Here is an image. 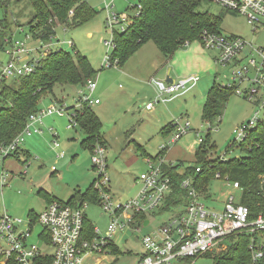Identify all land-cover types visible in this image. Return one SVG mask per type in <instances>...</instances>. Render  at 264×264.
<instances>
[{
    "label": "rangeland",
    "instance_id": "obj_1",
    "mask_svg": "<svg viewBox=\"0 0 264 264\" xmlns=\"http://www.w3.org/2000/svg\"><path fill=\"white\" fill-rule=\"evenodd\" d=\"M86 1L96 11V15L76 27H58L48 43L52 50L60 48L71 53L78 51L87 58L96 72V88L91 94V99H98L99 104H91L90 109L101 123L100 129L106 145V173L109 177L107 186L113 205L126 203L135 197L141 187L137 178L147 169L146 159L161 157L166 163H180V171L184 172L197 165L196 151L202 140L211 144V148H208V144L206 146L209 158L223 160L227 157H240L242 154L236 149L226 153L231 142L236 141L234 129L247 120H264V105H256L235 93L232 70L246 65L251 57L258 61V55L252 47H264V22L258 25L257 30H253L244 15L204 0L200 10L207 11L219 19V31L223 36L240 37L247 43L242 52L247 55L245 59L239 61V57L237 62L232 60L227 65L215 63L218 52L213 48L203 47L197 40L179 46L169 55H164L152 41H146L122 66L104 68L103 59L106 55H111L112 45L108 44L113 38L112 28L108 24L109 13L105 8L106 4L112 5L110 13L127 16L134 13L139 0ZM9 8L7 13L0 9V26L9 24L8 34H12L14 39L24 41L34 49L38 47L40 53L44 52L46 49L40 48L39 42L29 35L30 25L27 22L33 16L29 1L19 0ZM114 25L116 31L121 26ZM69 40L73 41L74 48L68 45ZM29 57L36 59L39 54L34 51ZM203 58H207L212 66V71L209 72L211 75L202 73ZM7 60L8 57L0 50V62ZM152 60L159 65L157 71L151 67ZM169 68H172V75L176 77L174 80L190 75H197L199 79L185 93L177 92L172 97L166 94L164 97L167 100L153 103V108L147 109L146 105L157 98L153 80H165L163 74H166ZM254 75V70L250 69L249 78H254ZM4 81L10 84L13 80ZM213 83L221 87L232 86V92L227 90L221 101V115L209 122L203 118L202 110ZM247 86L248 84L243 82L238 87L242 90ZM80 90L88 93L83 86L54 85L52 93L41 97L38 107L43 110L55 104L64 110L63 115H46L42 123L37 125L42 132L25 137L21 148L30 153L27 158L20 154L19 158L7 157L0 161V174L4 173L7 179L3 187L0 184V214L6 213L20 219L18 228L32 231L28 238L30 242L40 244L36 234L41 231V227L38 224L30 226V217L44 208L46 195L66 201L71 193L76 190L85 192L88 186L97 182L98 173L92 168L91 152L79 145L84 133L78 125L67 128L70 113L73 111L70 107L77 108L81 104L78 97ZM175 123L181 126L189 124V127L176 142L169 143L175 132ZM168 124L174 127L163 129ZM53 142H57L58 146H53ZM162 146H165V149L162 150ZM61 153L63 155L58 156ZM220 175L231 181L228 175ZM206 189L212 200H206L205 203L214 208H220L225 195L233 191L216 180L215 173ZM75 197L77 202L81 199L80 196ZM84 201L86 221L97 228L101 236L106 235L110 216L94 200ZM174 211L145 214L150 220V225L142 227L140 232L134 233L126 229L112 234L111 240L116 250L110 254H96L95 260L91 259V262L136 264L143 251L140 241L142 234L162 226ZM224 244H228V241H224ZM220 251L196 258L193 264H213V258ZM175 264L190 263L188 260H180Z\"/></svg>",
    "mask_w": 264,
    "mask_h": 264
},
{
    "label": "built area",
    "instance_id": "obj_2",
    "mask_svg": "<svg viewBox=\"0 0 264 264\" xmlns=\"http://www.w3.org/2000/svg\"><path fill=\"white\" fill-rule=\"evenodd\" d=\"M207 1L244 15L253 30H257L258 25L264 22V0ZM111 7L110 3L105 6L109 13L107 18L109 26L112 31H115L114 24H121L117 30L124 31L128 24V15L119 16L117 13H110ZM139 8L140 4L137 5V9ZM67 43L73 46L72 40ZM201 44L203 47L213 48L218 52L215 63L221 65H227L232 60L237 62L239 57V61L247 57L242 53L247 43L240 37L223 36L221 33H205ZM111 45H113L112 41L108 46ZM39 47L46 50L40 53L38 47L34 49L24 41L14 39L13 36H5L2 51L8 60L0 62V84L4 80L32 74L35 71L36 60L47 53L50 44H39ZM252 49L258 55V61L251 57L246 65L238 70H232V83L235 85L234 91L237 95H242L256 105L259 103L264 105V47H252ZM34 51L39 54L36 59L29 57ZM102 64L104 68L113 66L110 55L104 57ZM250 69L255 72L252 79L248 76ZM198 79L197 75H190L174 80L172 84L165 80H153L157 98L154 102H149L146 108L151 109L153 103L167 100L164 97L166 94L185 93L196 84ZM243 82H246L248 86L241 90L238 86ZM84 87L88 93L82 90L78 92L81 104L83 102L89 105L99 103L98 99H91V94L96 88L95 80L88 79ZM63 111L62 108L51 104L46 109L30 115L21 133L11 142L0 146V160L18 151L25 137L31 136L32 133H41L42 129L37 125L42 123L46 115L60 116L63 115ZM71 117L67 128L76 125ZM256 121L257 119L247 120L234 129L235 140L241 141ZM175 124V132L169 143L176 142L189 127V124L185 126ZM53 146L57 147L58 143L53 142ZM163 149L165 146H162ZM62 155L63 153L58 154V156ZM91 163L92 168L98 173L97 182L93 185L98 194L96 203L110 216L106 235L101 236L93 225L91 231L86 230L83 211L86 206L85 201L74 204L54 199L47 202L41 212L30 217V226L38 224L41 227V231L36 234L40 244L29 241L28 238L32 235L30 229L18 228L20 219L13 218L6 213L0 214V264H98L97 261L91 262V259H94L96 254L112 252L110 246L112 234L126 229L134 233L140 232L143 224L137 223V215L156 211L172 192L173 182L170 174L163 169L166 163L164 159L161 157L154 160L146 159L147 169L137 178L141 187L135 197L126 203L113 205L107 186L109 177L106 173V148L103 145L94 144ZM200 171L199 166L195 168V172ZM215 178L233 190L225 195L220 208L207 206L206 200H212V197H206L190 177L182 179L180 187L185 192V204L177 208L162 226L142 234L140 241L143 251L136 264H175L180 260H191L189 263L193 264L196 258L224 250L227 246L224 241L228 238L243 232L252 234L264 230V197L263 209L254 218H250V209L240 201L241 188L238 182L228 181V178L221 177L219 172L215 173ZM6 182L5 174L1 173V187ZM249 249L250 264H256L263 256L262 247L252 239Z\"/></svg>",
    "mask_w": 264,
    "mask_h": 264
},
{
    "label": "trees",
    "instance_id": "obj_3",
    "mask_svg": "<svg viewBox=\"0 0 264 264\" xmlns=\"http://www.w3.org/2000/svg\"><path fill=\"white\" fill-rule=\"evenodd\" d=\"M17 1L19 0H0V9L7 13L9 7ZM28 1L33 10L32 19L27 22L30 25L29 35L38 41V44H47L58 27H76L90 21L96 15V11L86 0ZM202 1L204 0H139L140 8L137 9V4L134 13L128 15L125 30L113 31L110 55L113 66H122L126 59L146 41H152L162 54L169 55L179 46L187 45L191 41L201 42L205 33L220 34L219 19L207 11L200 10ZM8 30H10L9 24L0 26V50L3 48L4 37L13 36L8 34ZM74 47L73 43L72 48ZM95 73L87 58L78 51L71 53L60 48L56 50L50 48L44 56L36 60L35 71L32 74L13 78L10 84L3 81L0 84V146L11 142L21 133L29 116L39 111L38 104L41 97L52 93L54 85L84 87L88 79H94ZM231 87L212 84L202 110L204 119L210 122L221 115V101L227 90H232ZM70 108H73L70 113L72 120L84 133L81 146L90 152L96 143L106 148L100 129L101 123L98 116L90 109V105L83 102L77 108L73 106ZM170 127L174 125L168 124L163 129ZM207 144V141H201L196 151L197 165L194 168L181 172L180 163L163 165L164 171L172 178V192L163 204L150 214L169 211L173 206L185 201V192L181 189L180 182L189 176H192L198 189L209 197L206 187L217 171L228 175L231 181L239 183L242 190L240 201L250 209V218H254L263 209L264 120H257L241 141L231 142L226 153L236 149L241 152L240 157H227L223 160L209 158ZM210 145L208 148H211ZM20 154L25 158L29 156L26 150L20 148L8 157L19 158ZM198 166L201 171L195 172ZM75 195L81 197L78 202ZM45 197L49 199L47 202L54 200L47 195ZM86 199L95 202L98 200V194L92 184L85 192L80 193L76 190L68 201L75 204ZM145 218L143 213L137 215L136 221L138 224H144ZM91 227L92 225L85 219V228L88 232L91 231ZM252 239L262 247L263 251V256L256 264H264V230L252 234L243 232L228 238L226 248L213 258V264H250L249 244ZM110 246L112 252L116 250L112 242Z\"/></svg>",
    "mask_w": 264,
    "mask_h": 264
},
{
    "label": "crops",
    "instance_id": "obj_4",
    "mask_svg": "<svg viewBox=\"0 0 264 264\" xmlns=\"http://www.w3.org/2000/svg\"><path fill=\"white\" fill-rule=\"evenodd\" d=\"M201 61H202V63H203V67H204V69H203V71H202V73L203 72H205V73H211V71H212V66H211V64L209 63V60L207 59V58H203V59H201ZM151 63V67H152V69L154 70V71H157L158 69H159V65L155 62V60H152V62H150ZM206 63V64H205ZM211 66V67H210ZM210 67V68H209ZM172 68H169L168 69V71H167V73L166 74H163V76L165 75V80H166V78H167V76H169V78H176L175 76L173 77V75H172V70H171ZM209 73V74H210ZM211 75V74H210ZM173 95H170V97H172ZM99 104V103H98ZM83 132V131H82ZM83 137H84V134H83ZM83 137L79 140V145H81V140L83 139ZM25 142V141H24ZM85 149V148H84ZM25 150V149H24ZM27 151V150H26ZM28 152V151H27ZM90 152V151H89ZM29 153V152H28ZM30 154V153H29ZM89 187V186H88ZM87 187V188H88ZM80 191V193L81 192H83V191H81V190H79ZM47 194V193H46ZM74 194V192L73 193H71V195L66 199V201H68L69 200V198L72 196ZM49 198H54V199H58V198H56V197H50L49 196ZM185 199V198H184ZM49 200V199H48ZM47 200V201H48ZM61 200V199H60ZM47 201H46V203H47ZM185 204V201L183 200V202L181 203V204H178V205H176V206H173L172 207V209H170L169 211H172V210H177V208H179V207H181V206H183ZM46 205V204H45ZM169 211H166V212H169ZM151 215H155V214H151ZM172 215V214H171ZM170 217V216H169ZM148 225H150V220H148L147 218H145V222H144V224H143V227H145V226H148Z\"/></svg>",
    "mask_w": 264,
    "mask_h": 264
},
{
    "label": "water",
    "instance_id": "obj_5",
    "mask_svg": "<svg viewBox=\"0 0 264 264\" xmlns=\"http://www.w3.org/2000/svg\"><path fill=\"white\" fill-rule=\"evenodd\" d=\"M165 81L172 84L174 82V79L169 78V76H167Z\"/></svg>",
    "mask_w": 264,
    "mask_h": 264
}]
</instances>
